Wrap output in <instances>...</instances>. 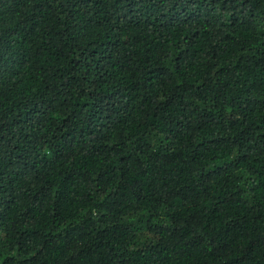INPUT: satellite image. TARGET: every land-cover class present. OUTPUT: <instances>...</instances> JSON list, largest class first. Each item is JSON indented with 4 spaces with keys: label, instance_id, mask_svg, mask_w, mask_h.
<instances>
[{
    "label": "trees",
    "instance_id": "1",
    "mask_svg": "<svg viewBox=\"0 0 264 264\" xmlns=\"http://www.w3.org/2000/svg\"><path fill=\"white\" fill-rule=\"evenodd\" d=\"M0 264H264V0H0Z\"/></svg>",
    "mask_w": 264,
    "mask_h": 264
}]
</instances>
